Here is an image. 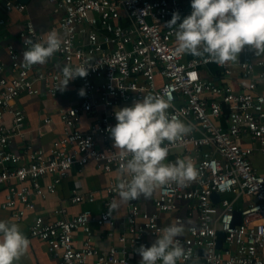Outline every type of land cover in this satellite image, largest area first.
Segmentation results:
<instances>
[{
    "label": "built area",
    "instance_id": "built-area-1",
    "mask_svg": "<svg viewBox=\"0 0 264 264\" xmlns=\"http://www.w3.org/2000/svg\"><path fill=\"white\" fill-rule=\"evenodd\" d=\"M48 1L52 13L59 15L58 23L41 33L26 21L19 32L20 43L27 49L25 40L43 43L50 31L61 33L62 47L55 54L63 67L90 65L87 77L69 82L85 95L73 107L59 110L62 129L51 146L46 150L34 146L27 141L32 131L24 129V115L15 100L21 95H38L42 88L57 96L63 75L61 70L25 68L13 46L7 47L10 71L6 78L0 67V121L8 116L10 123L0 124V189L4 190L0 208L21 222L35 211L34 197L53 194L74 167L94 165L105 174L117 175L107 180L103 212L80 211L66 218V209L60 207L53 211L52 220L35 215L28 227L31 238L47 245L55 264H136V250L141 245L150 247L145 233L157 239L163 228L185 223L177 214L182 203L191 224H186L185 235L177 239L190 256L178 264L191 260L264 264V174L251 163L255 154L264 156V94L259 92L264 83L263 54L245 48L236 63L220 66L207 56L179 52L176 29L162 24L173 13L190 15L191 0ZM25 7L10 1L4 9L22 13ZM122 13L130 21L129 27L119 23ZM209 65L218 67L225 79L239 78L245 84L236 90L227 81L216 84L206 79L202 69ZM149 94L168 101L170 115L192 128L169 146L166 163L191 158L199 178L186 187L171 184L157 189L151 213L141 210L137 200L126 203L117 245L104 251L94 244L92 228H105L107 238L115 237L116 223L109 215V205L118 197V184L130 179L120 171L130 157L113 147L108 129L117 123L115 108L132 106ZM84 114L93 117L86 132L77 129ZM52 126V119L45 117L36 132L43 137L52 132ZM14 138L25 140L21 153L8 148ZM43 178H50L44 188ZM213 194L218 201L211 199ZM84 201L93 203V194L73 192L70 203ZM236 213L239 223H235ZM162 215L171 216L170 221L161 224ZM77 231L83 236L79 247L73 241ZM219 232L224 235L220 249Z\"/></svg>",
    "mask_w": 264,
    "mask_h": 264
},
{
    "label": "clouds",
    "instance_id": "clouds-1",
    "mask_svg": "<svg viewBox=\"0 0 264 264\" xmlns=\"http://www.w3.org/2000/svg\"><path fill=\"white\" fill-rule=\"evenodd\" d=\"M191 8V14L178 27L177 22L181 20L178 12L173 13L166 25L176 29L179 52L207 56L220 66L236 62L245 48L257 55L264 54V0H191ZM25 45L27 50L23 52L21 64L30 69L45 65L61 49L62 38L52 30L43 43L28 39ZM89 67L64 66L57 90L63 92L70 81L87 77ZM79 95H85L83 89ZM170 108L168 101L149 94L132 106L115 111L117 123L108 132L114 141L113 147L130 157L120 166L121 173L130 179L118 184L120 203L114 200L109 205V215L122 204L142 196L151 199L164 186L186 187L198 180L199 172L191 158L166 163L169 146L192 131L190 125L170 115ZM185 231V223L163 228L150 247L141 245L136 250L142 257L140 264H178L189 258L190 252L177 239ZM30 243L19 224L0 220V264H16L29 252Z\"/></svg>",
    "mask_w": 264,
    "mask_h": 264
},
{
    "label": "crops",
    "instance_id": "crops-1",
    "mask_svg": "<svg viewBox=\"0 0 264 264\" xmlns=\"http://www.w3.org/2000/svg\"><path fill=\"white\" fill-rule=\"evenodd\" d=\"M14 0H0V67L2 68L1 75L8 78L10 71V61L7 54V47L9 45L13 46L16 53L18 54L19 61L21 63L23 59V52L26 48H23L20 39L19 32L24 26L26 21H30L37 32H47L52 27H55L59 20V15L52 13V4L48 0H29L25 5V10L22 13L17 12H7L4 9L6 2ZM181 20L177 22V27L179 23L183 21L187 15H180ZM162 24V27H166L167 22ZM121 25L129 27L130 21L126 18L124 13L121 15L119 22ZM61 36V33L58 32ZM174 40L177 42L176 37ZM192 56V55H190ZM241 58V54L238 59ZM264 58V54H263ZM237 59V60H238ZM237 62V61H236ZM234 62V63H236ZM63 67V62L61 58L54 54L45 65H35L33 66L34 71H47L56 72L61 70ZM202 75L216 84L225 83L226 81L231 83L234 89L239 90L245 82L239 78L225 79L222 76L221 71L215 65H209L202 69ZM42 85H40L41 87ZM80 88L73 83H69L67 90L60 92L57 96H50L41 89V92L35 96L21 95L15 100V105L20 109L24 115V129L32 131V137L27 141H30L34 146L44 148L45 150L51 146V143L58 138L61 133L62 125L58 117L59 110L68 107H73L81 101V95H79ZM259 92L264 94V83L259 85ZM61 93H68L64 97H61ZM71 94V95H70ZM102 109V108H101ZM119 108H115V111ZM52 119V132L48 135L40 137L37 134V130L42 124V120L45 118ZM93 122V117L89 114H84L80 117L77 129L80 131H88L90 124ZM10 123V117L5 116L0 124L8 126ZM110 143L113 145L114 141L111 139ZM25 140L20 138H14L9 144V150L13 152L21 153ZM264 156L257 153L252 159V166L256 169L259 174H264V165H262L261 160ZM116 173L105 174L97 169L94 165H88L83 169L74 167L67 178H65L60 185L57 186L56 191L53 194H47L44 197H34L35 211L28 214L21 222H16L11 216L9 210H3L0 208V220H6L13 223L19 224L23 233L30 240L29 252L21 257L16 264H55V257L48 251V247L44 242L33 239L29 236L28 227L35 215H41L46 220H52L54 218L53 211L56 208L66 209V218H71L75 216L80 211H89L93 215H99L104 211L103 202L105 200V186L107 180L111 178H116ZM50 181V178H43L40 180L41 186L44 188L46 184ZM73 192L81 196H86L92 193L94 196L93 203L82 202L80 204L70 203ZM157 190L154 192L151 199H145L143 196L137 199L139 207L141 210L148 213L153 212L152 200L156 196ZM4 190L0 189V203L3 201ZM116 202L120 203L119 198H116ZM186 205L185 203L180 204L179 214L183 219L185 224L189 222V218L186 217ZM126 203L122 204L118 211L112 212L110 215L116 225L113 228L115 237L107 238L105 236V228H99L93 226V242L101 250L106 251L108 246L111 244L117 245L116 235L123 231L122 220L126 215ZM171 216L162 215L161 224L164 222H169ZM147 241L151 244L156 240L151 238L147 233L144 234ZM83 236L77 231L74 233V245L76 247L81 246ZM134 260L136 264H140V257L138 254L134 255Z\"/></svg>",
    "mask_w": 264,
    "mask_h": 264
},
{
    "label": "water",
    "instance_id": "water-1",
    "mask_svg": "<svg viewBox=\"0 0 264 264\" xmlns=\"http://www.w3.org/2000/svg\"><path fill=\"white\" fill-rule=\"evenodd\" d=\"M14 1H16V2H18V3H21V4H24V5H26L28 2H29V0H14ZM66 95H69L68 93H61V97H64V96H66ZM71 95V94H70ZM211 199L214 201V202H216V201H218V195L217 194H213L212 196H211ZM235 216L237 217V221H235V223H239V220H240V217H239V213H236L235 214ZM223 237H224V235H223V233H218V240H217V248L218 249H220L221 248V246H222V239H223ZM198 254H199V256H202L203 255V252H202V250H198ZM187 264H205L204 263V261H202V260H191V261H189Z\"/></svg>",
    "mask_w": 264,
    "mask_h": 264
},
{
    "label": "rangeland",
    "instance_id": "rangeland-1",
    "mask_svg": "<svg viewBox=\"0 0 264 264\" xmlns=\"http://www.w3.org/2000/svg\"><path fill=\"white\" fill-rule=\"evenodd\" d=\"M262 165H264V159L261 160Z\"/></svg>",
    "mask_w": 264,
    "mask_h": 264
}]
</instances>
